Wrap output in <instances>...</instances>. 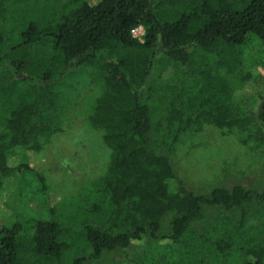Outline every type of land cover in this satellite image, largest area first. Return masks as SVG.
I'll return each mask as SVG.
<instances>
[{"label": "trees", "instance_id": "16d2710c", "mask_svg": "<svg viewBox=\"0 0 264 264\" xmlns=\"http://www.w3.org/2000/svg\"><path fill=\"white\" fill-rule=\"evenodd\" d=\"M139 27L143 41L133 36ZM250 41L264 52V0H0V193L8 183L28 184L22 195L47 205L46 218L13 213L11 222L3 204L0 264H65L75 238L91 252L69 264L126 255L144 239L177 245L169 264L233 253L239 264H264V234L240 241L263 225L264 188L196 195L179 182L173 160L181 138L205 127L264 145V54L249 59ZM168 65L172 82L158 88V70ZM85 83L101 91L88 123L110 160L95 188L80 192L74 215L63 217L27 154L64 132ZM237 84L251 88L245 101ZM28 173L37 188L24 182ZM206 209L219 217L204 226Z\"/></svg>", "mask_w": 264, "mask_h": 264}, {"label": "rangeland", "instance_id": "374dc122", "mask_svg": "<svg viewBox=\"0 0 264 264\" xmlns=\"http://www.w3.org/2000/svg\"><path fill=\"white\" fill-rule=\"evenodd\" d=\"M138 33H143V41L144 28L139 27ZM263 54V49L254 41L247 44L246 56L249 59L262 61ZM158 71L160 72L158 88H165L172 82L175 68L171 65L165 68L160 66ZM235 88V95L239 100L251 91L248 85L237 84ZM100 95L101 91L97 86L88 83L79 86V95L73 96L74 105L70 107L71 120L64 126V132L55 135L41 153L27 154L28 165L44 175L50 188L51 205H59L63 217L70 216L71 213L74 215L73 204L79 198L80 192L92 191L96 181L106 173L109 165L110 150L88 123L90 105ZM242 100L245 101L244 98ZM20 155L14 156L15 165L19 163L22 156ZM173 160L179 182L186 190L196 195H207L217 187L231 189L234 186H242L256 190L264 188V145L256 146L253 143L244 145L239 135H234L228 130L205 127L200 132L185 134L173 154ZM26 176L28 177L24 179L28 182L26 180L24 182L29 183L30 179L33 185L31 188H37L38 184L34 180L36 177L29 173ZM15 189L17 193L14 192ZM22 189H28V184L13 182L6 184L4 192L0 193L2 198L0 208H3L4 204L5 213L11 222L16 220L12 217L13 213H17L21 220L46 218L47 213L44 208L47 205L43 202L45 198L30 195L24 197L23 192L21 193ZM36 195L39 193L36 192ZM2 211L3 209L0 214L4 215ZM261 215L260 217H264V212H261ZM216 217L219 216L215 211L206 209L203 225L207 226L208 222ZM262 221L263 225L260 228L248 227L240 241L249 236L256 237L255 234L263 235L264 219ZM210 235L213 239L214 235ZM208 236L209 234L206 233L205 237L209 239ZM68 245V249L64 252L65 264L71 263L77 256H88L91 252L85 247L82 238H75ZM207 245L208 243L204 244ZM178 248L171 240L158 242L144 239L134 242L126 255L106 253L101 259L86 264H169L179 258L180 248ZM232 255L234 256H228L227 261L219 258V255L216 257L212 255L210 264H239L237 262L239 253ZM220 260L225 262L222 263Z\"/></svg>", "mask_w": 264, "mask_h": 264}, {"label": "built area", "instance_id": "2783aa9c", "mask_svg": "<svg viewBox=\"0 0 264 264\" xmlns=\"http://www.w3.org/2000/svg\"><path fill=\"white\" fill-rule=\"evenodd\" d=\"M133 36L137 39H139L140 41H142V36H143V33H138V29H136L134 32H133Z\"/></svg>", "mask_w": 264, "mask_h": 264}]
</instances>
